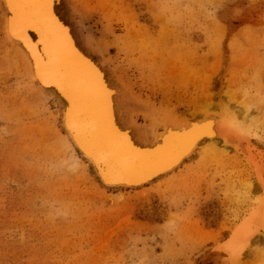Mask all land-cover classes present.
<instances>
[{"label": "rangeland", "instance_id": "1", "mask_svg": "<svg viewBox=\"0 0 264 264\" xmlns=\"http://www.w3.org/2000/svg\"><path fill=\"white\" fill-rule=\"evenodd\" d=\"M67 1L81 44L142 99L247 110L249 141L103 189L8 51L0 6V264H198L237 234L243 263L264 264V0Z\"/></svg>", "mask_w": 264, "mask_h": 264}, {"label": "bare ground", "instance_id": "2", "mask_svg": "<svg viewBox=\"0 0 264 264\" xmlns=\"http://www.w3.org/2000/svg\"><path fill=\"white\" fill-rule=\"evenodd\" d=\"M0 6L8 51L25 69L33 94L42 99L53 98L60 105V127L65 141L75 157L91 167L103 189L142 188L178 172L198 153L212 151L215 146L244 148L249 141L250 132L245 128L247 110L243 113V109L231 110V104H219L221 108L218 105L220 110L217 111L210 105L198 113L182 115L173 108H162L151 100L142 99L124 77L119 73L115 76L106 62L81 44L67 0H0ZM227 14L228 11L222 15L226 18ZM50 24L54 30L53 50L45 54L37 47L39 38L34 41L29 31L34 25L35 29L49 32ZM65 30L70 42L68 37L64 41ZM73 48L81 50L99 68L101 82L96 88L87 80L86 67L73 55ZM140 116L143 122H139ZM128 138L149 147L163 138L155 148L160 151L161 158L144 164L124 158ZM112 151L120 154L119 162L112 159ZM246 157L254 160L251 154ZM122 158L126 161L120 160ZM239 235L221 242L198 264H244L246 246L243 248L239 243ZM257 240L259 242L254 237L251 244Z\"/></svg>", "mask_w": 264, "mask_h": 264}, {"label": "water", "instance_id": "3", "mask_svg": "<svg viewBox=\"0 0 264 264\" xmlns=\"http://www.w3.org/2000/svg\"><path fill=\"white\" fill-rule=\"evenodd\" d=\"M66 19V18H64ZM37 26V25H36ZM52 24H50V31L49 32H45L44 30H40V29H35L37 27H34V25H32V28H34L33 30H30L29 33L33 36L34 41L37 40L39 38L40 42L38 43L37 47H39L43 52H45V54H48L49 52H51L50 50H53V46L52 44V39H53V35L54 34V30L52 28ZM62 27V29H65L64 25H60ZM52 28V29H51ZM64 33V38H65V42L67 41V37L68 40L70 42L71 38L69 33L65 30ZM47 33V34H46ZM69 44V43H67ZM74 47V46H73ZM73 55L76 57V59L78 61H80V65H84L86 67V77L87 80H89L92 88H96V86H98V82H101L100 80H98V77L101 76V72L99 70V68L96 66V64L87 56L85 55L81 50H79L78 48H73ZM79 68V67H78ZM164 139L162 138L159 142H156L155 145L149 147L148 145H140L137 143H134L132 140H130L128 138V142H126V144L124 145V150L123 152L124 154V158L127 159H131L133 161H135L136 163L139 164H144L147 161H150L152 159H158L161 158V154L160 151L158 149H155L157 147V145H159L160 143H162ZM111 157L112 159L116 160L117 162H119V158H120V154L118 155L117 152L112 151L111 152ZM124 158L120 159L122 161H126ZM134 162V163H135Z\"/></svg>", "mask_w": 264, "mask_h": 264}]
</instances>
